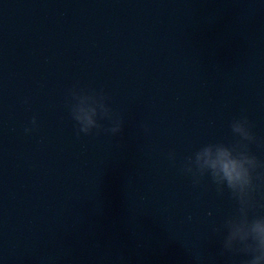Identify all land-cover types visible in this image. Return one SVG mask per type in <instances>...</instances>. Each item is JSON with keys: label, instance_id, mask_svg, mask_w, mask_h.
Returning a JSON list of instances; mask_svg holds the SVG:
<instances>
[{"label": "water", "instance_id": "1", "mask_svg": "<svg viewBox=\"0 0 264 264\" xmlns=\"http://www.w3.org/2000/svg\"><path fill=\"white\" fill-rule=\"evenodd\" d=\"M208 144L264 217V0H0V264H243Z\"/></svg>", "mask_w": 264, "mask_h": 264}, {"label": "clouds", "instance_id": "2", "mask_svg": "<svg viewBox=\"0 0 264 264\" xmlns=\"http://www.w3.org/2000/svg\"><path fill=\"white\" fill-rule=\"evenodd\" d=\"M94 92V91H93ZM94 114V112H93ZM105 115H108L106 110ZM79 125L78 134H89L92 129H100L101 125L96 123L90 115L81 117H72ZM112 119V116H109ZM245 125L248 126L246 118L240 119ZM83 121L87 126H83ZM35 117L32 119V124L35 125ZM123 122L119 119L113 121L110 128L105 131L115 135L122 129ZM249 128V127H248ZM233 133L241 132L242 128L234 126V122L231 124ZM30 129H25V132ZM245 138L250 141L253 140V136L245 134ZM240 142L238 141L236 145ZM217 148L215 158H211V148L213 144H208L198 149L193 156L199 170V175H204V169L208 170L212 181L217 185V191H222V188L218 187V177L226 181V186L230 190L232 196L238 201L239 218H233L229 221V227L227 234L223 239L222 253L223 251L244 253L249 256L243 264H264V217L248 219L247 208L249 207V201L251 199V192L254 190L252 172L255 168L245 167V163L256 164L255 157H252L247 152V145H244V152L238 153L236 156L230 151L231 146H225L224 144H216ZM188 157L186 163L191 162L192 158ZM203 158V163L201 160ZM186 172L192 173L191 168H184ZM198 182V181H196Z\"/></svg>", "mask_w": 264, "mask_h": 264}]
</instances>
